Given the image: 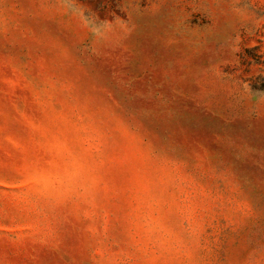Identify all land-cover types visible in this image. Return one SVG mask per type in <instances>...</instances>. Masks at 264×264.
Returning a JSON list of instances; mask_svg holds the SVG:
<instances>
[{"label": "rangeland", "instance_id": "1", "mask_svg": "<svg viewBox=\"0 0 264 264\" xmlns=\"http://www.w3.org/2000/svg\"><path fill=\"white\" fill-rule=\"evenodd\" d=\"M0 264H264V0H0Z\"/></svg>", "mask_w": 264, "mask_h": 264}]
</instances>
